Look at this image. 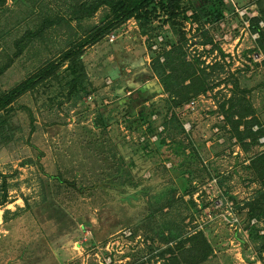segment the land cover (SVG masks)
<instances>
[{"label": "rangeland", "instance_id": "374dc122", "mask_svg": "<svg viewBox=\"0 0 264 264\" xmlns=\"http://www.w3.org/2000/svg\"><path fill=\"white\" fill-rule=\"evenodd\" d=\"M224 2L233 8L226 12L225 17L231 18L236 14L241 21L233 20L229 29L226 21H221L224 24L222 34L231 30L233 33L243 32V38L237 47L240 64L243 65L240 67H244L243 48L250 45L251 39L258 38H254L257 32H251L250 28L248 30L245 20L249 15L244 10L251 13V19L258 16L259 11L256 3L239 4L237 0ZM7 4L9 8L16 5L20 8V1L15 3L14 0H7ZM49 5L53 8L51 13L56 15L55 7L59 5V1H49ZM96 21H99V17H96L94 22ZM19 22L13 25L5 19L0 21V70L9 64L0 76V92L10 89L36 72L41 64L59 58L63 50L87 33L79 32L74 37L68 29L65 33L66 44L61 45L62 36L54 32L61 34V26L52 27V22H49L51 28L49 27L47 38L38 39V42L36 40L27 47L17 39L28 29L37 26L31 15L24 16ZM262 22L260 25L264 26V21ZM86 23L94 24L92 21ZM71 24L74 26L76 22L72 21ZM233 26L235 29H232ZM128 27L117 32L114 41H110L107 36L89 45L82 56L88 76V91L91 88L104 89L101 93L110 94L104 103H100L103 114L109 115L107 133L103 134L100 129L95 128V124L99 126L101 123L95 120L96 109L92 101L95 98L99 100L101 94L83 95L81 100L75 96L69 98L64 78L67 62L58 72V78L46 79L36 89L27 91L13 103L14 109L10 114L13 121L10 128L14 133L10 132L8 137L12 136V140L0 144V171L8 175L7 181L11 185L10 199L0 206V264H109V252L119 258L117 264L132 263L136 256L139 261L141 258L148 259L153 250L149 246L152 242L154 247H166L159 239L161 231L168 234L166 222H177L184 234L197 231L205 233L213 252L202 264H264V249H260L257 246L260 242L255 243L251 236L253 226H260L259 234H264V219L259 221L255 217L251 218L249 209L244 207V200L252 197L259 185L257 182L250 183L248 173L242 168L241 162H250L242 143L237 137L230 141L227 134L222 132L220 135V131L218 133L214 124L221 121L218 117L220 114L215 116V113L208 111L212 105L207 106L202 102L194 111L188 112L182 111V105L169 108L165 99L168 93L164 91L160 95L156 94L158 97L154 100L159 105L158 113L164 129L165 120L174 113L180 115L177 116L182 122L187 119L193 124L191 131L195 139H192V145H187L186 153L188 155L193 152L194 146L200 156L196 160L198 165H208L213 171L211 179L207 176L192 177L188 173L185 175L194 179L191 181L196 184L195 193L182 192L170 175L169 168H172L173 163L169 158L174 156L166 146L161 148L164 130L159 133V140L156 142L149 138L138 141L139 135L141 138L142 135L157 130L152 116L150 122L155 128L153 132L148 131V123L143 125L141 131H131L129 126H125L126 115L122 109L124 105L117 103L120 96L116 95L124 85L127 74L119 75L114 81L112 75H107V67L116 65L120 68L119 73L121 68H126L128 73L133 72L131 68L125 67V64L129 65L126 62H130L128 60L131 56L141 55L142 50L145 52V45H142L134 33L139 28L136 22L135 25L130 22ZM45 41L46 44L43 43ZM19 49L21 51L15 55ZM188 49L191 59L200 52L197 47ZM195 49L197 52L194 53ZM254 53L248 56L251 57ZM219 54L222 55L220 51ZM256 58L258 63L264 60L263 58L259 61L260 57ZM217 60L218 57L213 62ZM251 72L252 70L247 76H252ZM155 74L163 88L160 74L158 71ZM129 90L125 88V92H119L126 100L128 96H134L137 100L138 91ZM222 90L225 91L226 88ZM152 99L154 96L144 103L139 97L137 106L145 104V107L150 108ZM76 100L79 101L74 103ZM257 103H260V99H257ZM112 105L117 107L114 111ZM137 106L132 120L138 118ZM257 114L261 117L258 112ZM94 137L97 143L96 154L93 153ZM145 144L152 148H144ZM103 148L110 157L111 150L117 152L119 159L113 167L108 166L105 161H101L99 164L102 167H99L95 162L98 157L96 155ZM236 151L239 153L236 154ZM72 155L78 156L77 161H72ZM117 166L122 171H129L123 177L127 178V182L111 178L107 180L106 188L99 189L100 195L97 192L95 197L92 194L59 191L60 184L50 177L60 175L68 180H93L94 177L101 178L103 172L114 173ZM232 166L238 168L239 174L233 177L228 187L237 200L230 199L225 194L216 174L227 172ZM75 171L78 172L76 178ZM178 174L179 172H175V175ZM1 178L0 175V181ZM91 183L87 181L85 184L89 186ZM98 183L100 184L99 181ZM77 185L83 186L79 182ZM172 199L175 206L176 203L179 204L176 208L168 206L172 212L165 215L169 210L166 207L167 209L157 212L156 215L153 214L155 208H160L164 202ZM134 231L137 235L132 237ZM152 234L155 235L153 240ZM125 254L128 257H123ZM153 262L159 264L157 258L147 264Z\"/></svg>", "mask_w": 264, "mask_h": 264}, {"label": "trees", "instance_id": "16d2710c", "mask_svg": "<svg viewBox=\"0 0 264 264\" xmlns=\"http://www.w3.org/2000/svg\"><path fill=\"white\" fill-rule=\"evenodd\" d=\"M19 1L20 8L17 5L9 8L7 0H0V21L5 19L8 20V23L11 22L16 25L26 15L34 17L37 27L28 29L17 39L27 47L36 40L38 42L40 39L47 38L49 27L55 25L62 28L61 34L54 31L56 35L62 36L61 45L66 44L65 33L68 29L74 37H77L79 32L87 31V33L63 50L59 58L41 64L36 72L22 79L10 89L0 92V144L12 140V136L8 137L10 132L14 133L10 128L13 121V116L10 115L14 109L13 103L27 91L36 89L46 79L58 78V72L66 62L67 67L64 71V78L66 79L65 85L69 98L75 96L76 99L81 100L83 95L101 94L99 100L95 98L92 101L96 109L95 120L101 123L99 126L97 124L94 126L100 129L101 133H107L109 115L103 114L100 103H104V100L110 94L101 93L104 89L91 88L88 91V76L82 56L86 47L103 40L107 36L109 38L111 33L125 30L129 23L134 21L139 27V33L148 36L146 46L149 47L151 54V69L155 73L158 71L160 74L164 92L168 93V97L165 99L169 108L183 105L193 98H199L201 94L206 93L208 90L214 91L218 86L224 85V88H226L225 91L219 89L214 92L213 97L217 99V107L211 106L208 111L215 113V116L224 115L223 120L218 124H214L219 127L218 133L220 131V135H222V132H224L230 141L233 137H237L242 143L243 149L247 152L250 162L248 164L241 162V165L248 173L250 183L257 182L259 188L255 190L252 197L244 200V207L249 209L248 212L251 218L255 217L259 221L264 219V142L260 141L264 137V60L262 63H258L248 56L254 52H260L264 56V26L260 25V22L264 21V0H247L249 2L237 0L239 4H244V2L247 4L256 3L259 15L251 19L250 29L251 32H257L259 36L255 40L251 39L250 45L243 48L242 59L245 60V66H239L235 70L232 68L234 62L231 64L223 62L222 57L225 55V50L221 42L215 43L213 49H219L223 56L221 55V58L212 64H207L206 60L202 59L204 52H201L199 56H194L193 59H188L189 42L186 38L185 27L186 21L190 18L187 15L189 10L193 11L191 18L200 23V29L202 30L199 33L201 39L197 40L198 43L213 42V33H224L221 21H226L228 29L233 20L241 21L236 14L231 18L225 17L226 12L232 11L233 8L226 4L224 0H14L15 3H19ZM49 1H59V5L55 7L56 15L51 13L53 8L49 5ZM37 5L40 6L37 7ZM38 9H40L39 12ZM39 15L41 16L39 17ZM96 17H99V21L94 22ZM72 21H75L76 25L73 26ZM88 21H92L94 24L89 25L86 23ZM49 22H52L51 26H49ZM64 22H66V25H63ZM206 22L211 25L208 30L204 29ZM167 24H169V28L165 27ZM234 35L238 36L239 31H235ZM1 36L2 31L0 30V38ZM159 36H163L162 41L158 40ZM43 43L46 44L47 41ZM154 43L158 44L157 49H152ZM20 51L21 49L15 55H18ZM162 57H164L163 62L161 61ZM8 65L7 63V66L1 68L0 76ZM251 70L253 72H251L252 76H247V73ZM230 85L231 87H229ZM118 96L116 95V97ZM257 99H260L259 104ZM79 100L74 101V103ZM137 102H139V97L136 100L134 96H128L124 103L122 109L126 115L125 126H129L131 131H141L143 125L148 123V131L153 132L155 128L153 123L150 122V117L158 111L159 105L153 102L152 106L148 108V106H144L145 104L137 106ZM136 106L139 107V110H137L138 118L132 120L134 118L133 111L137 109ZM257 112L261 117L258 116ZM96 121L95 123H97ZM241 125H243V129H241ZM255 126H257V129H254ZM92 129H94L93 126ZM192 139H195L193 131L187 133L183 127V122L177 115L173 114L168 120H165V129L161 136L160 145L161 148L166 146L174 156L169 158L173 163L172 168H169V172L174 177L177 188H180L182 192L189 193L196 192V184L192 182L194 179L185 176L187 173L192 177L207 176L210 179L213 177V171L210 170L208 165L204 166L201 163L198 165V162H196L200 159V156L194 146H192L194 151L187 155L186 147L192 145ZM138 141H140V135ZM92 142L94 144L93 153L96 154V137L92 139ZM108 142L106 145H108ZM186 142H189V144ZM144 148L148 149L152 146L145 144ZM111 156L107 155V151L103 148L102 152H98L96 155L95 162L99 167H102L99 164L102 163L101 161H105L108 166L113 167L119 157H117V152L112 150ZM71 159L77 161L78 156L72 155ZM71 159L69 158V160ZM115 168L114 173L103 172L101 178L94 177L93 180H68L60 175H50V177L56 179L57 183L60 184L59 191L79 192L82 193L81 195L92 194L95 197L99 189L106 188L108 185L107 180L109 181L111 178L122 179L124 183L127 182V178L123 177L127 173L129 174V171L126 169L122 171L120 166ZM75 172L74 176L76 178L80 170ZM175 172H179V174L175 175ZM216 174L225 194L230 199L237 200L236 196L231 195L228 184L235 175L239 174L238 168H228L227 172ZM0 175L2 177L0 181V206H3L10 199L9 190L11 185L7 181L8 175L3 174L1 171ZM87 181L92 183L87 186L85 184ZM78 182L83 186L77 185ZM173 201L174 199L167 200L160 208H155L153 214L156 215L157 212L166 207L169 209L168 206L178 207L179 204L176 203L175 206L172 203ZM169 212H172V210L169 209L165 215ZM165 224L168 227V234H163V231H161V238L159 237L166 244L164 249L161 246H155V248L152 242L149 246L153 250H151L152 254L148 259H143L141 257L144 256H141L139 261L136 256L132 263L127 262L124 264H147L155 258L158 259L159 264H202L210 258L213 248L204 232L197 231L184 234V230L180 228L177 222H166ZM175 225L178 227L176 228ZM260 229V226H253L251 236L255 243L260 242L257 246L264 249V234H259ZM164 233L166 232L164 231ZM136 235L137 233L134 231L132 237ZM151 238L153 240L155 235L152 234ZM112 255L113 252H109L108 256L111 258L109 264H117L119 258ZM123 257L128 256L125 254ZM154 262L153 264H155Z\"/></svg>", "mask_w": 264, "mask_h": 264}, {"label": "built area", "instance_id": "2783aa9c", "mask_svg": "<svg viewBox=\"0 0 264 264\" xmlns=\"http://www.w3.org/2000/svg\"><path fill=\"white\" fill-rule=\"evenodd\" d=\"M244 11H245V13H247L249 15V16H247V18L245 20L246 26H247V28L249 30L252 15L247 10H244ZM245 13H243L244 16H245ZM192 14H193L192 10H189L187 12V15L190 16V18L186 21V27H185L186 28V38H187V40L189 42L188 46L191 47V49H193L194 47H197L199 49V51H200V52L197 53L198 56L201 55L200 54L201 52H205L202 55V59L206 60L207 64H212L213 61L216 60L217 57H218V59L221 58V55L219 54V49H217V48L213 49L215 43H220L221 42L222 43V47L225 50V55L222 57L223 58V62H225L226 64H231V63L234 62L233 63L234 65L232 67L233 70H235L239 66H243V65L240 64V59H239L240 52H239L238 47H237L238 43L243 38V32L239 33L238 36H235L232 30L229 31V32H226L225 34H221L220 32H217V33H213L212 34L213 42H208L206 44L198 43L197 40H198V37H199V33L202 30L200 29V23L198 21H196V20H193L191 18ZM261 25H263V22L261 23ZM223 26H224V24L221 23V27L222 28H224ZM165 27L169 28V24H167ZM210 27H211L210 23H208V22L205 23L204 29L208 30ZM232 29H235V26H233ZM115 34L116 33H111L110 34V36H109V40L110 41H114ZM258 36H259V34H257L256 37L254 36V38H257ZM147 38H148L147 35H142V40L145 42V47H146L147 53L149 54V57H150L149 61H151L150 50H149V47L146 46ZM158 40L162 41L163 40V36H159ZM157 48H158V44L154 43L152 45V49H157ZM195 52H197V49L194 50V53ZM251 57L255 61H258V59L256 57H260L259 61H262L263 58H264L263 55L261 53H259V52L254 53ZM188 59L189 60L191 59L190 55H188ZM161 61L162 62L164 61V57L161 58ZM229 87H231V85ZM222 88H224V85L218 86L214 91L208 90L206 93L201 94L199 96V98H193L192 100L188 101L187 103H184L182 105V111L183 112L194 111L197 107H199V104L202 103V102L206 103L207 106H211L212 105L213 107H217V99L213 97V94H214V92H216L217 90L222 89ZM171 115H172V113H171ZM177 115H178V113H177ZM151 116H152L153 122L154 123L156 122L157 130L155 132H153V133L148 134V135H142L141 138H140L142 141H145L147 138H149L152 142H156V141L159 140V133H161L164 130V123L160 119V115H159L158 111L153 113ZM178 116H180V115H178ZM218 117H219V120H223L224 119V115L223 114H220ZM183 127H184L185 131L188 133V132H191L193 124H192V122L190 120L186 119L183 122ZM216 128L219 129L218 126H216ZM254 129H257V126H255ZM260 141L264 142V137H262L260 139ZM237 153H239V151H236V154Z\"/></svg>", "mask_w": 264, "mask_h": 264}, {"label": "crops", "instance_id": "0c3cea01", "mask_svg": "<svg viewBox=\"0 0 264 264\" xmlns=\"http://www.w3.org/2000/svg\"><path fill=\"white\" fill-rule=\"evenodd\" d=\"M133 24L135 25L134 21H133ZM136 30H137V33L134 32L135 36H138V39L141 40V43L144 46L145 42L142 40V35L139 33L138 29H136ZM128 31H130L129 27H128ZM138 43H139V41H138ZM140 53H141V55H138L137 57L131 56L130 60H128L130 62H126L129 65L125 64V67L131 68V70H133V72L128 73L126 68H125V70L123 68H121V73H119L118 70L120 68L116 65H112V66L107 67V75H109V74L112 75L113 76L112 78L114 79V81L117 80L119 75H123L124 73L127 74V76L125 77L126 81H125L124 85L121 87L120 90L117 91L118 92L117 95L120 96L118 98L120 100L117 103L120 105H121V103H123V105H124V103L126 102V97L122 96L123 94L119 92V91H124L125 88L126 89L129 88L130 90H137L138 91L137 95H139L140 100H142V101L150 99V97L154 96V99H152L153 102H156L154 100L158 97V96L156 97L155 95L158 93L160 95V93L162 91H164V89L162 88V86L159 82L157 75L155 74V71H153L150 67V61H149L150 57H149V54L147 53L146 47H145V52H143V50H142ZM119 79H118V81H119ZM134 88H136V89H134ZM129 91H128V93H129ZM161 95L163 96V94H161ZM110 103H112V102H110ZM116 108L117 107L115 106L112 108V110L114 111Z\"/></svg>", "mask_w": 264, "mask_h": 264}]
</instances>
